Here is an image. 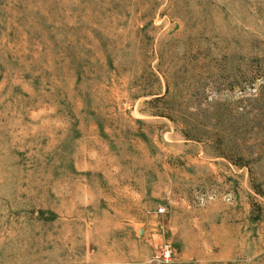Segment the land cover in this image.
<instances>
[{"label": "rangeland", "instance_id": "rangeland-1", "mask_svg": "<svg viewBox=\"0 0 264 264\" xmlns=\"http://www.w3.org/2000/svg\"><path fill=\"white\" fill-rule=\"evenodd\" d=\"M0 264H264V0H0Z\"/></svg>", "mask_w": 264, "mask_h": 264}, {"label": "built area", "instance_id": "built-area-1", "mask_svg": "<svg viewBox=\"0 0 264 264\" xmlns=\"http://www.w3.org/2000/svg\"><path fill=\"white\" fill-rule=\"evenodd\" d=\"M159 212H163V209L162 208H159Z\"/></svg>", "mask_w": 264, "mask_h": 264}]
</instances>
